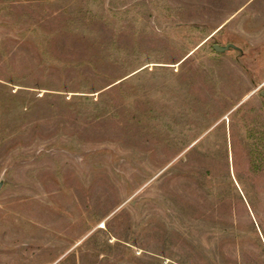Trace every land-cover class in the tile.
<instances>
[{
	"label": "rangeland",
	"instance_id": "obj_1",
	"mask_svg": "<svg viewBox=\"0 0 264 264\" xmlns=\"http://www.w3.org/2000/svg\"><path fill=\"white\" fill-rule=\"evenodd\" d=\"M0 264H264V0H0Z\"/></svg>",
	"mask_w": 264,
	"mask_h": 264
},
{
	"label": "water",
	"instance_id": "obj_2",
	"mask_svg": "<svg viewBox=\"0 0 264 264\" xmlns=\"http://www.w3.org/2000/svg\"><path fill=\"white\" fill-rule=\"evenodd\" d=\"M228 48H229V46L228 47H222V46H219V45H214V49L216 51H225Z\"/></svg>",
	"mask_w": 264,
	"mask_h": 264
},
{
	"label": "crops",
	"instance_id": "obj_3",
	"mask_svg": "<svg viewBox=\"0 0 264 264\" xmlns=\"http://www.w3.org/2000/svg\"><path fill=\"white\" fill-rule=\"evenodd\" d=\"M24 1H28V2H37V1H51V0H24Z\"/></svg>",
	"mask_w": 264,
	"mask_h": 264
}]
</instances>
